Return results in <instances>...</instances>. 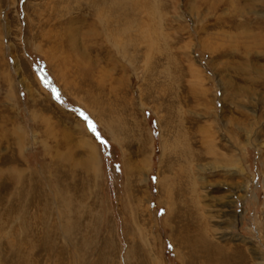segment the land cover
Listing matches in <instances>:
<instances>
[{
    "label": "rangeland",
    "instance_id": "rangeland-1",
    "mask_svg": "<svg viewBox=\"0 0 264 264\" xmlns=\"http://www.w3.org/2000/svg\"><path fill=\"white\" fill-rule=\"evenodd\" d=\"M0 264H264V0H0Z\"/></svg>",
    "mask_w": 264,
    "mask_h": 264
},
{
    "label": "snow or ice",
    "instance_id": "snow-or-ice-1",
    "mask_svg": "<svg viewBox=\"0 0 264 264\" xmlns=\"http://www.w3.org/2000/svg\"><path fill=\"white\" fill-rule=\"evenodd\" d=\"M81 116H83V118H84L86 121H88L89 127L92 129L93 132H95V128H94V126L92 125L91 121L88 120V118H87L86 116H84L83 113H81ZM97 138H99V136H98ZM101 143H104V141L101 140Z\"/></svg>",
    "mask_w": 264,
    "mask_h": 264
}]
</instances>
